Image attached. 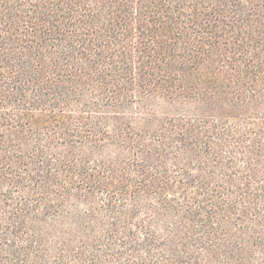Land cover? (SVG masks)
<instances>
[{
  "label": "trees",
  "instance_id": "16d2710c",
  "mask_svg": "<svg viewBox=\"0 0 264 264\" xmlns=\"http://www.w3.org/2000/svg\"><path fill=\"white\" fill-rule=\"evenodd\" d=\"M0 264H264V0H0Z\"/></svg>",
  "mask_w": 264,
  "mask_h": 264
}]
</instances>
